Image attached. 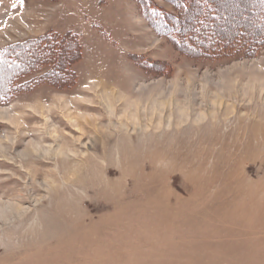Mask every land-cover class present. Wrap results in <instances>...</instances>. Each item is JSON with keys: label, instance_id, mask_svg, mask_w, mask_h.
<instances>
[{"label": "rangeland", "instance_id": "obj_1", "mask_svg": "<svg viewBox=\"0 0 264 264\" xmlns=\"http://www.w3.org/2000/svg\"><path fill=\"white\" fill-rule=\"evenodd\" d=\"M263 5L0 0V264H264Z\"/></svg>", "mask_w": 264, "mask_h": 264}, {"label": "trees", "instance_id": "obj_2", "mask_svg": "<svg viewBox=\"0 0 264 264\" xmlns=\"http://www.w3.org/2000/svg\"><path fill=\"white\" fill-rule=\"evenodd\" d=\"M263 7H264V5H263ZM150 9V15L151 16H153V19H155V20H157V21H159L160 23H162L163 25L165 24L166 26L168 25V23H167V17H166V15L164 14V13H162L160 10H159V8H157V7H154V6H152V7H149ZM260 20L262 19V22H264V9H263V11L262 12H260ZM169 27H171L170 25H169ZM176 38H178L177 36H176ZM184 39H186V37L184 38ZM220 40V39H219ZM180 41V40H179ZM182 42V41H181ZM188 42V45L189 46H191L192 45V43H191V41L188 39H186V43ZM182 43H184V42H182ZM209 43V42H208ZM226 43H229L228 42V40H226ZM239 45V44H238ZM236 48H238V46L236 47ZM236 51V50H235Z\"/></svg>", "mask_w": 264, "mask_h": 264}, {"label": "bare ground", "instance_id": "obj_3", "mask_svg": "<svg viewBox=\"0 0 264 264\" xmlns=\"http://www.w3.org/2000/svg\"><path fill=\"white\" fill-rule=\"evenodd\" d=\"M37 149H38V150H37ZM33 150H34V152L41 151V152H43V153H46V151H47L48 149L41 148L40 146H39V147H36V146H35V148H34ZM28 154H29L28 152H25V154H23V156H26V155H28Z\"/></svg>", "mask_w": 264, "mask_h": 264}]
</instances>
